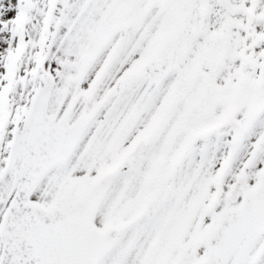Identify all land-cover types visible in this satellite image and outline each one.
Here are the masks:
<instances>
[{"label": "snow or ice", "instance_id": "obj_1", "mask_svg": "<svg viewBox=\"0 0 264 264\" xmlns=\"http://www.w3.org/2000/svg\"><path fill=\"white\" fill-rule=\"evenodd\" d=\"M0 264H264V0H0Z\"/></svg>", "mask_w": 264, "mask_h": 264}]
</instances>
